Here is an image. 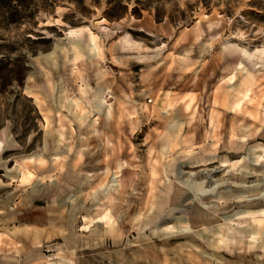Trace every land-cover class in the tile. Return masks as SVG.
<instances>
[{
    "label": "rangeland",
    "instance_id": "374dc122",
    "mask_svg": "<svg viewBox=\"0 0 264 264\" xmlns=\"http://www.w3.org/2000/svg\"><path fill=\"white\" fill-rule=\"evenodd\" d=\"M0 264H264V0H0Z\"/></svg>",
    "mask_w": 264,
    "mask_h": 264
},
{
    "label": "crops",
    "instance_id": "0c3cea01",
    "mask_svg": "<svg viewBox=\"0 0 264 264\" xmlns=\"http://www.w3.org/2000/svg\"><path fill=\"white\" fill-rule=\"evenodd\" d=\"M257 237H258V234H257V233H252V234H251V238H252L253 240H256ZM248 243H249V240H248V239H243V240H239V241H238L239 246L242 247L243 249L245 248V246H246Z\"/></svg>",
    "mask_w": 264,
    "mask_h": 264
},
{
    "label": "bare ground",
    "instance_id": "6f19581e",
    "mask_svg": "<svg viewBox=\"0 0 264 264\" xmlns=\"http://www.w3.org/2000/svg\"><path fill=\"white\" fill-rule=\"evenodd\" d=\"M100 106V105H99ZM101 107H103V106H101ZM107 108V107H106ZM108 110V109H107ZM111 115H112V113H111ZM125 184H124V181H117V184L115 185L116 186V191H119V190H122L123 189V186H124ZM110 192L109 191H107V194H109ZM105 194H106V192H105Z\"/></svg>",
    "mask_w": 264,
    "mask_h": 264
}]
</instances>
